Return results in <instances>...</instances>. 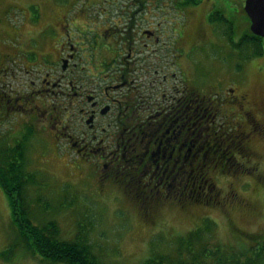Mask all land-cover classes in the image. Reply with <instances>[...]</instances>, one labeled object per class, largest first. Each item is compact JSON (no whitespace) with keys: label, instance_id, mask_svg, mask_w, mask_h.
Segmentation results:
<instances>
[{"label":"flooded vegetation","instance_id":"flooded-vegetation-1","mask_svg":"<svg viewBox=\"0 0 264 264\" xmlns=\"http://www.w3.org/2000/svg\"><path fill=\"white\" fill-rule=\"evenodd\" d=\"M127 1L125 26L104 0L100 24L39 27L41 45L29 34L0 55V120L35 112L101 189L122 187L147 222L162 206H240L234 182L243 185L252 140L264 141V93L251 97L243 75L222 68L200 74V44L219 31L226 45L227 27H159L149 19L159 1Z\"/></svg>","mask_w":264,"mask_h":264},{"label":"rangeland","instance_id":"rangeland-1","mask_svg":"<svg viewBox=\"0 0 264 264\" xmlns=\"http://www.w3.org/2000/svg\"><path fill=\"white\" fill-rule=\"evenodd\" d=\"M103 1L0 0V55L4 58L6 52H14L17 41L25 46L23 38L29 34L34 36L33 46L41 45L44 37L38 32L39 27H63L65 21L69 27L100 24ZM114 1V8L118 10L114 13L119 12L115 19L119 22L124 18L120 10L128 9L130 2ZM154 1H159L163 10H156L153 3L155 7L149 17L153 25L159 21V27H227L230 42L226 45L219 31L220 37L200 44L195 53L200 74L214 67L215 71L222 68L232 76L243 75V89L251 97H261L264 93V38L256 42L258 51H254V44L243 39L249 29L244 0H198L195 4H177L181 9L176 10L171 6L176 0ZM120 24V27L125 26L124 21ZM148 25L147 22L141 24L142 27ZM2 113L1 147L13 146L24 134L28 135L24 143L25 168L32 174L24 191L28 219L39 226L55 221L59 228L58 238L85 241L92 253L106 264H142L146 258L171 249L170 245H174L178 236L207 219L215 223L211 240L237 250L252 243L243 236V231L254 237H264V141L260 138L251 142L256 150L251 159L243 158V185L239 179L234 182L243 199L240 206L224 208L211 203L191 204L187 208L162 206L153 214V222H147L122 187L100 188L96 176L82 160L75 159L64 141L54 138L51 124L34 121L35 112ZM224 186H219L222 192ZM0 264H64L48 263L27 248L12 221L1 187Z\"/></svg>","mask_w":264,"mask_h":264},{"label":"trees","instance_id":"trees-1","mask_svg":"<svg viewBox=\"0 0 264 264\" xmlns=\"http://www.w3.org/2000/svg\"><path fill=\"white\" fill-rule=\"evenodd\" d=\"M197 2L184 0L179 6ZM243 39L254 44V51H258L256 42L261 37L248 29ZM27 136L24 134L13 146H0V187L6 195L12 221L17 225L27 248L48 263L106 264L92 253L85 241L58 238L59 228L55 221L39 226L28 219L24 191L32 174L26 170L24 162ZM214 224L210 219L204 220L202 225L178 236L174 245H170L171 249L146 258L142 264H264V237H254L243 231V236L252 243L243 250H237L211 240Z\"/></svg>","mask_w":264,"mask_h":264},{"label":"water","instance_id":"water-1","mask_svg":"<svg viewBox=\"0 0 264 264\" xmlns=\"http://www.w3.org/2000/svg\"><path fill=\"white\" fill-rule=\"evenodd\" d=\"M244 10L250 21V31L264 37V0H244Z\"/></svg>","mask_w":264,"mask_h":264}]
</instances>
